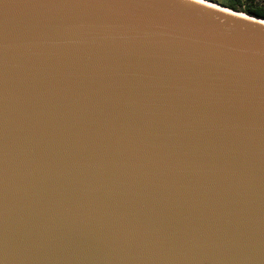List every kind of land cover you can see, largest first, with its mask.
Here are the masks:
<instances>
[{"label":"water","instance_id":"obj_1","mask_svg":"<svg viewBox=\"0 0 264 264\" xmlns=\"http://www.w3.org/2000/svg\"><path fill=\"white\" fill-rule=\"evenodd\" d=\"M206 2L0 0V264H264V18Z\"/></svg>","mask_w":264,"mask_h":264},{"label":"rangeland","instance_id":"obj_2","mask_svg":"<svg viewBox=\"0 0 264 264\" xmlns=\"http://www.w3.org/2000/svg\"><path fill=\"white\" fill-rule=\"evenodd\" d=\"M220 5H233V4H239L242 6V8H264V0H208ZM229 7V6H227ZM230 8V7H229Z\"/></svg>","mask_w":264,"mask_h":264},{"label":"trees","instance_id":"obj_3","mask_svg":"<svg viewBox=\"0 0 264 264\" xmlns=\"http://www.w3.org/2000/svg\"><path fill=\"white\" fill-rule=\"evenodd\" d=\"M227 6H229L230 8L236 11H240V12H244L249 15H252V16L264 18V8H253V7L242 8L241 5L236 4V3L233 5H227Z\"/></svg>","mask_w":264,"mask_h":264},{"label":"bare ground","instance_id":"obj_4","mask_svg":"<svg viewBox=\"0 0 264 264\" xmlns=\"http://www.w3.org/2000/svg\"><path fill=\"white\" fill-rule=\"evenodd\" d=\"M196 1H199V2H206V0H196ZM206 3H208V2H206ZM208 4H214V5H216L217 6V4H215V3H212V2H209Z\"/></svg>","mask_w":264,"mask_h":264},{"label":"snow or ice","instance_id":"obj_5","mask_svg":"<svg viewBox=\"0 0 264 264\" xmlns=\"http://www.w3.org/2000/svg\"><path fill=\"white\" fill-rule=\"evenodd\" d=\"M211 7H215V5H210Z\"/></svg>","mask_w":264,"mask_h":264}]
</instances>
